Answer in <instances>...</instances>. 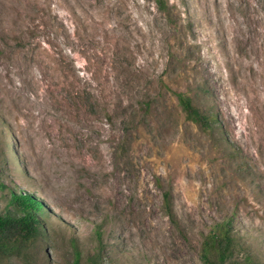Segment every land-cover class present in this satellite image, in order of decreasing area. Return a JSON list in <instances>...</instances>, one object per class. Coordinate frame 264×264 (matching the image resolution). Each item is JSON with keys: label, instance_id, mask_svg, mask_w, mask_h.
I'll use <instances>...</instances> for the list:
<instances>
[{"label": "rangeland", "instance_id": "374dc122", "mask_svg": "<svg viewBox=\"0 0 264 264\" xmlns=\"http://www.w3.org/2000/svg\"><path fill=\"white\" fill-rule=\"evenodd\" d=\"M168 2L0 0V212L41 229L0 264H204L226 220L264 264V0Z\"/></svg>", "mask_w": 264, "mask_h": 264}, {"label": "trees", "instance_id": "16d2710c", "mask_svg": "<svg viewBox=\"0 0 264 264\" xmlns=\"http://www.w3.org/2000/svg\"><path fill=\"white\" fill-rule=\"evenodd\" d=\"M154 1L162 11L170 14L171 6L168 0ZM174 93L187 118L202 128L213 127L217 117L212 111L201 108L187 93L176 91ZM163 198L166 212L171 215L168 192L164 193ZM9 204L14 206V210L0 212V263L12 254H19L22 246L37 239L41 230L40 220L36 213L39 202L32 195L13 193ZM96 231L100 237V228ZM236 236L231 220L217 223L201 242V258L204 264H262L254 260L251 254L241 246ZM72 244L75 248V257L71 264H81L80 252L76 243L72 242ZM85 264H104V255L100 251L99 244L95 251L87 256Z\"/></svg>", "mask_w": 264, "mask_h": 264}]
</instances>
